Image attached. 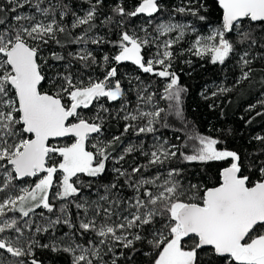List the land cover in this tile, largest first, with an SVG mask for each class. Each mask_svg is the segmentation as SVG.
<instances>
[{
    "label": "snow or ice",
    "instance_id": "6c2138e0",
    "mask_svg": "<svg viewBox=\"0 0 264 264\" xmlns=\"http://www.w3.org/2000/svg\"><path fill=\"white\" fill-rule=\"evenodd\" d=\"M178 65L264 117V0H0V264H264V134Z\"/></svg>",
    "mask_w": 264,
    "mask_h": 264
},
{
    "label": "trees",
    "instance_id": "16d2710c",
    "mask_svg": "<svg viewBox=\"0 0 264 264\" xmlns=\"http://www.w3.org/2000/svg\"><path fill=\"white\" fill-rule=\"evenodd\" d=\"M178 67H185L186 70L182 74V80L184 83L191 86V95L187 100V115L200 125L202 131L210 126H215L217 128L231 127L235 129V140L233 141L231 138L229 140L230 145L233 147H248L246 141L249 140L251 136L257 133L264 134V117H256L252 124L245 125V121L250 116L255 115L254 112L247 113L245 111L247 105L255 103L258 97V93L255 89H253L250 94H231L228 98L231 100V103L224 101L215 110H210L206 106L209 102L202 100L198 93L206 83L213 80L219 81L220 75L218 74V69L212 65H206L204 69L197 66L192 76L189 77L187 75L188 69L186 66L178 65ZM221 108H223L224 111L223 118H221L220 115ZM241 116H244V120L240 119Z\"/></svg>",
    "mask_w": 264,
    "mask_h": 264
}]
</instances>
